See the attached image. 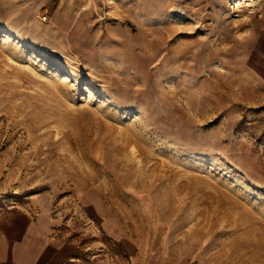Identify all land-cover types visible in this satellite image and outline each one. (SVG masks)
<instances>
[{
	"label": "rangeland",
	"instance_id": "rangeland-1",
	"mask_svg": "<svg viewBox=\"0 0 264 264\" xmlns=\"http://www.w3.org/2000/svg\"><path fill=\"white\" fill-rule=\"evenodd\" d=\"M42 202L66 264H264V0H0V216Z\"/></svg>",
	"mask_w": 264,
	"mask_h": 264
},
{
	"label": "crops",
	"instance_id": "crops-1",
	"mask_svg": "<svg viewBox=\"0 0 264 264\" xmlns=\"http://www.w3.org/2000/svg\"><path fill=\"white\" fill-rule=\"evenodd\" d=\"M55 228L47 202L9 209L0 216V264H66L73 258Z\"/></svg>",
	"mask_w": 264,
	"mask_h": 264
},
{
	"label": "bare ground",
	"instance_id": "bare-ground-1",
	"mask_svg": "<svg viewBox=\"0 0 264 264\" xmlns=\"http://www.w3.org/2000/svg\"><path fill=\"white\" fill-rule=\"evenodd\" d=\"M150 1H153V0H149ZM141 6L140 4L138 5H134V7L138 10V11H142L141 10ZM143 7V6H142ZM145 8V7H144ZM137 11V12H138ZM141 14H144L142 17H144V20L146 21V25H147V31L145 32L147 34V36H149V38H151L150 34L152 32V25H153V22L155 20H157V18L160 19V16H165V13L164 12H158L153 5H148L147 8L144 10L143 13L140 12V15ZM166 18V17H165ZM145 23V22H144ZM145 24H143L144 26ZM145 25V26H146ZM147 45H152V42L150 41V39L147 41Z\"/></svg>",
	"mask_w": 264,
	"mask_h": 264
}]
</instances>
